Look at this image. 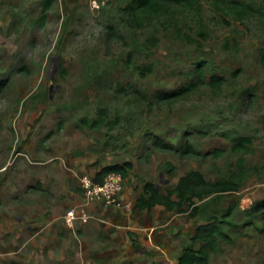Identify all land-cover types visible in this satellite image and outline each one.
Returning <instances> with one entry per match:
<instances>
[{
    "label": "rangeland",
    "instance_id": "rangeland-1",
    "mask_svg": "<svg viewBox=\"0 0 264 264\" xmlns=\"http://www.w3.org/2000/svg\"><path fill=\"white\" fill-rule=\"evenodd\" d=\"M51 1L0 0V163L31 157L20 143L42 148L53 131L85 149L90 169L130 161L129 181L163 192L190 170L232 180L196 201L195 218L171 215L185 245L198 221L223 220L231 242L210 264L231 253L264 264V209L249 210L264 199V0L135 12L132 0ZM239 138L250 140L241 152ZM27 245L4 264H36V236Z\"/></svg>",
    "mask_w": 264,
    "mask_h": 264
},
{
    "label": "crops",
    "instance_id": "crops-1",
    "mask_svg": "<svg viewBox=\"0 0 264 264\" xmlns=\"http://www.w3.org/2000/svg\"><path fill=\"white\" fill-rule=\"evenodd\" d=\"M47 135L50 139L42 148L33 140L20 143L31 157L13 160V167L10 161L0 163V197L8 200L0 204V264L21 259L23 247L35 236L40 249L36 264L177 263L186 245L182 226L172 211L161 205L134 208L143 186L129 177L120 198L132 205L131 211L107 208L87 199L80 182L84 177L95 178L100 169H90L85 149L69 136L58 139L63 135L59 132ZM33 197L34 203L29 200ZM70 208L86 214L87 222L76 221L74 228L68 227L65 214ZM193 233L194 229L189 238ZM230 255L223 256L221 263L249 260L245 253Z\"/></svg>",
    "mask_w": 264,
    "mask_h": 264
},
{
    "label": "trees",
    "instance_id": "trees-1",
    "mask_svg": "<svg viewBox=\"0 0 264 264\" xmlns=\"http://www.w3.org/2000/svg\"><path fill=\"white\" fill-rule=\"evenodd\" d=\"M187 1L189 0H132L130 5L134 12L139 10L159 11L162 9L163 3H183ZM51 3V0H46L45 10L50 7ZM239 3L243 5V10L241 11L247 14L250 6L241 2ZM214 80L215 78H212L211 82L213 83ZM0 84L2 85L3 82L1 81ZM59 129L60 126L58 127ZM52 134L53 131L49 132L47 137H50ZM247 143H250L248 138H239L238 143L235 144L233 149L241 152ZM156 145L161 149L171 148L170 145L164 144L162 141L157 142ZM132 169L133 163L130 161L109 164L102 167L96 173L95 178L99 180L108 173L117 172L125 180L129 177ZM234 184L232 180L210 182L204 178L200 171L190 170L178 179L173 188H168L164 192L156 184L145 182L143 184V192L136 199L134 208L143 210L161 205L168 211L187 213L188 217L193 219L199 213L197 200L201 201L216 192L235 190L237 185ZM263 209L264 199L257 201L249 210L252 213H257ZM222 224L223 220L214 216L208 218L206 221H198L193 235L189 238V244L183 248L176 264H209L211 255L220 251V243L231 242V236L223 228ZM151 264L163 263L152 262Z\"/></svg>",
    "mask_w": 264,
    "mask_h": 264
},
{
    "label": "built area",
    "instance_id": "built-area-1",
    "mask_svg": "<svg viewBox=\"0 0 264 264\" xmlns=\"http://www.w3.org/2000/svg\"><path fill=\"white\" fill-rule=\"evenodd\" d=\"M124 186L125 180L117 172L108 173L99 180L84 177L80 182V189L87 199L97 201L106 207L131 211L132 205L120 198ZM87 220L88 216L79 215L75 208L68 209L65 214V223L70 228H74L76 221L85 223Z\"/></svg>",
    "mask_w": 264,
    "mask_h": 264
}]
</instances>
